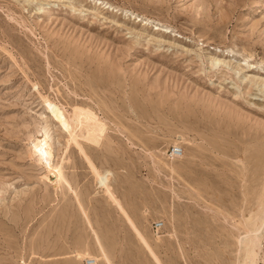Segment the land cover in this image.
Masks as SVG:
<instances>
[{"label": "rangeland", "instance_id": "obj_1", "mask_svg": "<svg viewBox=\"0 0 264 264\" xmlns=\"http://www.w3.org/2000/svg\"><path fill=\"white\" fill-rule=\"evenodd\" d=\"M262 217L264 0H0V264H249Z\"/></svg>", "mask_w": 264, "mask_h": 264}, {"label": "bare ground", "instance_id": "obj_2", "mask_svg": "<svg viewBox=\"0 0 264 264\" xmlns=\"http://www.w3.org/2000/svg\"><path fill=\"white\" fill-rule=\"evenodd\" d=\"M72 122L76 124L75 127H80L79 129H82L83 126H86V133L84 134V136L87 139L102 137V134L99 130V126L94 122H92L88 116L77 112L72 116ZM74 135L76 136L77 134L75 133ZM32 144L34 148L33 149L34 154L38 157L39 161L43 164L45 169L48 170V173L53 174L54 176V178H49V176H47V178L51 180L53 183H60L63 176L62 168L59 166L58 163H54L52 159L54 154H53V149L51 148L49 143V137L35 138L32 141ZM182 150L180 151L179 155H182ZM106 179H108V176L104 174L102 184H104ZM240 242L241 244H247L249 246L248 247L249 264H258V258H259L258 250L264 244V217H262L260 222L255 224V227L253 229H249L248 233H246L245 236L241 237ZM96 261L97 259L95 258L93 264H96Z\"/></svg>", "mask_w": 264, "mask_h": 264}, {"label": "built area", "instance_id": "obj_3", "mask_svg": "<svg viewBox=\"0 0 264 264\" xmlns=\"http://www.w3.org/2000/svg\"><path fill=\"white\" fill-rule=\"evenodd\" d=\"M180 148L178 146H172L171 147V154L176 156V155H179L180 153ZM162 226L161 223H159L158 221H154L153 224H152V227L155 229V230H158L160 229ZM94 263V259L93 258H86L85 259V264H93ZM258 264H264V244H263V248L261 249V252H260V255H259V259H258Z\"/></svg>", "mask_w": 264, "mask_h": 264}]
</instances>
